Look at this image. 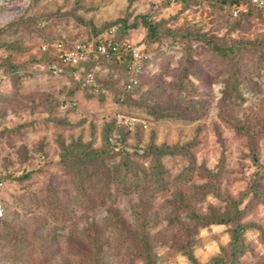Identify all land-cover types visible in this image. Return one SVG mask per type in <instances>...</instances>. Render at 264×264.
Here are the masks:
<instances>
[{
	"label": "rangeland",
	"instance_id": "rangeland-1",
	"mask_svg": "<svg viewBox=\"0 0 264 264\" xmlns=\"http://www.w3.org/2000/svg\"><path fill=\"white\" fill-rule=\"evenodd\" d=\"M244 1L0 5V200L6 211L0 264H90L81 251L91 252L94 241L100 264H192L189 253L199 264L227 261L235 226L196 227L191 211L237 213L246 227L240 235L245 253L231 264H264V62L251 71L256 90L232 104L224 93L227 63L194 38L206 35L220 46L264 42V12L232 14ZM96 39L141 49L145 63L133 92L123 90L126 70L113 62L91 67L89 87L78 82L86 78L83 69L48 70L52 61L43 46L54 56L60 40ZM71 99L77 106L67 110L62 103ZM260 112L262 120L245 124ZM119 115L146 120L148 128L117 131ZM120 134L124 149L114 143ZM86 151L101 152L104 164L87 162ZM102 167L112 177L110 188H104L106 172L95 175ZM90 173L97 187L87 198L95 205L76 196L77 180ZM120 175H127L124 182L116 180ZM107 190L112 196L99 203ZM52 191L74 210L76 221L67 228L53 218Z\"/></svg>",
	"mask_w": 264,
	"mask_h": 264
},
{
	"label": "trees",
	"instance_id": "trees-1",
	"mask_svg": "<svg viewBox=\"0 0 264 264\" xmlns=\"http://www.w3.org/2000/svg\"><path fill=\"white\" fill-rule=\"evenodd\" d=\"M244 4L247 6L246 12L240 13V15L237 18L234 17L235 19H239L243 15L249 14L251 11H262V12H264V8H260L257 5H254L252 3V0H247V2L244 1V2H240L239 4L236 3L233 10H232V14H233L235 9L242 8V5H244ZM152 30H153V28H152ZM194 38L197 41L203 42L206 45H208L209 49L212 53H214L219 59H221L227 63L229 77L226 81V88H225L224 93H225L226 97H230L229 100H230V102H232V104H237L234 97L237 99V98L243 96L244 91H247L250 89L253 92L254 90H256V87L258 84L254 80V78H253L254 73H252V72L257 71V66L262 65V63L264 62V42L258 43V42H255L254 40L238 39V40H232L231 43H228L227 45L220 46L211 37L207 38L206 35H195ZM85 42L88 43V41H85ZM58 43H62L66 46L73 45V44H70L66 41H61V40ZM113 43L115 45H123L124 43H126V41L122 40V39H114ZM130 48H131V46H129V49L123 55L122 62L117 61L116 59L106 60L103 58L93 59V60L88 61L87 63L84 64V66H83L84 71H82V72H84L83 74L86 75V78H84L85 80L83 81V83L81 82V80H78V82L81 83L83 87H89L92 84L87 82L88 81L87 75L89 77V75L92 74L90 72L92 70L91 67L94 66L95 64L102 62V61L110 62V63L113 62L115 65H117L119 67H124L126 70L127 80L124 83L123 90L125 92H133L138 87V85L140 83L141 75L139 73V69L136 66L134 67L133 56H132V53L130 51ZM51 50L52 49H49L45 52L42 51L43 52L42 54L51 59L52 66L48 70H50L52 72V70L56 66L57 62H56L55 55L53 56ZM249 55H251L250 60H248V58H247V56H249ZM247 60H248V62H247ZM142 62L145 63L144 60ZM71 69L73 71H79L81 68L79 67V68H71ZM245 70L249 73V75L246 74ZM81 76H82V74H81ZM92 76H93V74H92ZM134 81H137V83H134ZM67 104H74L75 106H77V103L74 99L64 101V103H62V106L67 105ZM256 118L257 119L253 120V122L250 120L248 121V119H247L245 124L250 127L251 123H254L255 121H258V120L259 121L262 120V119H260L261 118V112L257 115ZM113 128H115V130H117V131H121V132L124 131V132L129 133V134L137 132L138 130H143L141 126L136 127V129L134 131L129 130L125 126L117 127L116 122H115ZM120 136L121 137L119 139L115 140V142L112 139V141L118 145V149L122 148V147L125 148V144H123L124 139H123L121 134H120ZM117 145H115L116 149H117ZM79 148H77V149L72 148L68 151L69 152H76V153L80 154ZM124 148H122V149H124ZM138 152L143 153L142 148L138 149ZM81 155L87 159V162L94 163L96 161H100V163L104 164V159H102V153L101 152L86 151V152H82ZM95 168H97V165ZM97 172H102V173L106 172L107 175H106V181L104 180L106 182L104 185V188H106L107 186H108V188H110V186L112 187L113 181H112V177L110 176V174L103 167L101 169L95 170V175H97ZM86 175L87 176H85L84 179L77 180V182H76L77 183L75 185L77 187L76 196H77L78 200L83 201V204L95 205L94 202L92 201V199L87 198V195L89 193H91L89 191H92V189L96 190L94 188L97 187V183L91 179V177H92L91 173H90V175H88V174H86ZM126 178H127V175H120L119 177L116 178V180H118L119 182H124ZM107 192L108 193L106 195L102 196V198L99 199V201H98L99 203L104 204L105 201L112 196L110 191L107 190ZM258 193H260V192L258 191ZM52 197H53V199H52L51 203H56V207H57V210L53 211V216H54L53 218H55V221L58 220L59 222H61L63 224L62 228H67L73 221H76L75 217L72 215V212H74V210H72V208L68 207V202H66L65 199L59 198L57 196V194L53 191H52ZM64 198H67V196ZM187 216L190 218V220L193 221V223L196 227L204 228V227H208L211 225H224V224L225 225L230 224L232 226H235L234 229L231 231L232 232V240H233L231 257L227 261H225V259H222V258L217 259L215 261V264H231L233 261H236L240 256H242L245 253L244 248L241 247V245H240V240H241L240 235H242L244 233V230L246 227H245V225H242L240 223V218H239L240 216L237 215V213L228 212L226 214L219 215V214L212 211L209 215H204V214L198 213L197 211H191L187 214ZM5 217H6V213H5V216L2 219H0V221L5 219ZM127 232H126V234H127ZM124 233H125V231H124ZM47 237H48V239L51 238L49 236H47ZM96 243H97V241L92 242V244L95 248L92 246L93 249L91 252H86V250L81 251L83 256H85V257L87 256L91 260L90 264H100L101 257H100V253L97 254ZM143 243L145 246H147L146 237L144 238ZM25 253L26 252H23L22 255ZM27 253H28V251H27ZM46 253L49 254V250H47ZM188 256H189V259L191 260L192 264H199L197 262V260L195 259V257L191 253H189ZM148 264H153V263L149 262Z\"/></svg>",
	"mask_w": 264,
	"mask_h": 264
},
{
	"label": "built area",
	"instance_id": "built-area-1",
	"mask_svg": "<svg viewBox=\"0 0 264 264\" xmlns=\"http://www.w3.org/2000/svg\"><path fill=\"white\" fill-rule=\"evenodd\" d=\"M10 1L13 0H0V5ZM252 3L260 8H264V0H252ZM242 10V8L235 9L233 15L238 17ZM129 46L130 45L127 43H124L123 45H115L112 41L106 39H96L92 43L79 42L71 46L56 43L53 46V50L55 51L57 65L54 67L53 73L55 75H65L66 68L80 67L81 69H84V64L93 59H116L117 61L122 62L123 55L129 49ZM49 49L50 47L47 45L42 47L44 52ZM130 51L133 56L134 67L136 66L140 70L143 67L142 60L145 59L143 52L136 46H131ZM90 77H92V75H89L88 81L92 80ZM77 79H79V77H77ZM134 83H137V81H134ZM74 107V104L65 105V108L67 109ZM117 120L118 127L125 126L131 131H134L138 126H141L142 129L148 128V122L138 117L119 115ZM1 187L2 183L0 182V188ZM5 213V207L0 200V219L5 216Z\"/></svg>",
	"mask_w": 264,
	"mask_h": 264
}]
</instances>
